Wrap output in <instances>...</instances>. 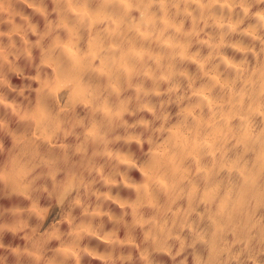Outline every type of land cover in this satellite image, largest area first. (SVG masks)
I'll return each mask as SVG.
<instances>
[{
	"label": "clouds",
	"instance_id": "obj_1",
	"mask_svg": "<svg viewBox=\"0 0 264 264\" xmlns=\"http://www.w3.org/2000/svg\"><path fill=\"white\" fill-rule=\"evenodd\" d=\"M0 264H264V0H0Z\"/></svg>",
	"mask_w": 264,
	"mask_h": 264
}]
</instances>
